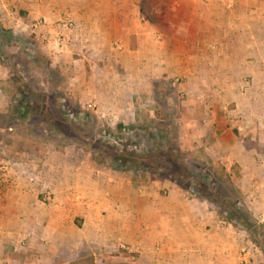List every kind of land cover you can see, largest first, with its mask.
Instances as JSON below:
<instances>
[{
    "label": "crops",
    "instance_id": "1",
    "mask_svg": "<svg viewBox=\"0 0 264 264\" xmlns=\"http://www.w3.org/2000/svg\"><path fill=\"white\" fill-rule=\"evenodd\" d=\"M0 27L39 42L80 105L135 123L151 97L184 93L212 159L256 164L228 125L256 128L263 112L264 0H0ZM9 78L0 63V113ZM0 163V264H103L122 249L138 264H225L237 242L240 264V236L169 181L140 187L79 152Z\"/></svg>",
    "mask_w": 264,
    "mask_h": 264
},
{
    "label": "rangeland",
    "instance_id": "2",
    "mask_svg": "<svg viewBox=\"0 0 264 264\" xmlns=\"http://www.w3.org/2000/svg\"><path fill=\"white\" fill-rule=\"evenodd\" d=\"M15 38L18 37L0 27V63L8 70L11 68L13 77H19L20 80L17 94L13 93L9 84L3 85L10 111L0 113V156L10 158L16 153H37L42 149L63 151L70 155L79 152L99 170L127 175L140 187L153 184L160 186L169 181L188 199H194L198 194L209 199L211 193L204 188L207 184L199 181L208 176L212 182L210 184L221 189L218 198L223 206L231 208L228 200L232 201L242 214L240 221H247L245 227L239 218L230 223L220 217L210 203H204L226 227L236 232L232 235H236L237 241L240 236L239 263L264 264V107L263 112L255 118L258 124L256 128L241 127L237 131L232 124L228 125L232 133L242 138L248 150H253L256 164L247 161L241 167L235 161L225 158L215 161L211 158L213 154L210 150L214 144L209 136L203 137L205 144L190 137L195 128L186 125L189 115L186 113V105L181 104L186 101L184 93H180L177 99L151 97L148 107L143 106V110L137 112L135 123L125 121L124 124L118 113H101L99 107L80 105L68 90L69 83L60 70L49 69L41 44H28L16 41ZM23 85L36 92L42 90L58 101V110H52L50 114L54 125H49L42 116L29 109L22 111L17 108L18 102L25 96L19 93L24 91ZM260 100L256 103L264 105V98ZM136 101L139 103L140 99L136 98ZM142 101L145 103V100ZM75 106L87 113L89 119L75 118ZM59 108H62L63 114ZM232 109L234 106H230L229 110ZM234 116H237L233 117L237 120L239 115ZM246 118L254 120L249 113H246ZM119 125L125 129H119ZM139 138L144 141L138 142ZM138 150L152 156L151 159L163 158L168 169L160 163L151 167L145 164L137 166L129 155ZM157 153L165 157L157 156ZM224 169L231 175L230 180L221 174ZM180 171L186 176L185 182L174 180V175ZM256 173L258 180L253 182L251 175ZM220 176L223 180L218 181ZM165 190L161 189L160 192L164 194ZM231 214L223 211L224 217L229 218ZM233 248L236 249V257L233 260L227 258L225 264H238V242ZM245 255L247 263L244 261ZM103 264H138V255L122 249L114 253L113 259L103 261Z\"/></svg>",
    "mask_w": 264,
    "mask_h": 264
},
{
    "label": "trees",
    "instance_id": "3",
    "mask_svg": "<svg viewBox=\"0 0 264 264\" xmlns=\"http://www.w3.org/2000/svg\"><path fill=\"white\" fill-rule=\"evenodd\" d=\"M15 39H16V41H20V40L24 41L25 40V42H27L28 44L34 42L32 38H29V39L15 38ZM44 58L48 62L49 69L50 70H56V69H52L50 67L49 60H48V58L45 55H44ZM9 72H10V78H9L8 84L13 88V90H12L13 93L17 94V86L20 83L19 77H15V76L13 77V73L14 72H13V70L11 68H9ZM27 87L28 86L23 85L24 91L19 92L22 95L25 94V96H24L23 99H21L18 102L17 108L21 109L22 111H24L25 109H29L32 113L35 112L36 114H39L40 116H42L43 119L49 125L53 124L54 123V119H53V117L50 114H51L52 110H54V111L58 110V107L60 105L58 103V101L55 100V99H52L50 95L46 94L42 90L36 92V91H34L32 89L30 90L29 89L30 87H28V88ZM74 109H75V118L82 117L83 119H85V118L89 119V115L87 113H85V112H81L80 109H79V106H75ZM59 110H60V113H61L62 112V108L61 109L59 108ZM9 111H10V108H9ZM69 111H67V112H69ZM63 112H62V114H63ZM67 112H65V113H67ZM118 128L122 129V128H124V126L119 125ZM140 141L142 142V141H144V139L139 138L138 142H140ZM157 156L162 157L163 155H162V153H157ZM129 157L133 158L132 161H134V163L137 166H140L141 164L142 165L145 164L146 166L151 167V166H156L157 164L160 163V164H162L165 167L166 170L168 169L165 166L166 164H164L163 158L151 159L152 156L150 157L148 154H146L144 152L141 153L140 150L134 151L132 154L129 155ZM163 157H165V155ZM221 174H223V176L225 175V177L228 180H230L231 175L228 174L226 169H224L223 173H221ZM174 177H175L174 180H179V181H183V182L186 181V179H185L186 176L181 171H180V173L175 174ZM220 180H223L222 176L218 177V181H220ZM199 181H201L204 184H207V186L204 187V188H206L207 192L211 193V194H209V196L210 195L211 196L209 197V199H210L209 200V199H207V197H204L202 194H198V197H196V196L194 197L195 200H198V201H200L202 203H206V204L210 203L213 207L216 208V211H218L219 216L225 218L230 223L234 222L235 219L238 220V218H239V222L244 225L243 227H245V225H247V221L246 220L243 219L244 220L243 222L240 221L242 214H241V212H238V208H236V204H233L232 201L230 202V200H228V203H230L232 207L229 208L228 206H223L222 202H220V200L218 198L219 195L221 196V189H219V187H216V185H214V184H210L212 182H211V180H210V178L208 176H205V177L199 179ZM208 184H209V186H208ZM211 197H212V199H211ZM225 197H224L225 199H228L227 196H225ZM223 211L225 213L226 212H232L231 217H229V218L228 217H224L223 216ZM247 214H249V213H247ZM260 226H262V225L260 224Z\"/></svg>",
    "mask_w": 264,
    "mask_h": 264
},
{
    "label": "built area",
    "instance_id": "4",
    "mask_svg": "<svg viewBox=\"0 0 264 264\" xmlns=\"http://www.w3.org/2000/svg\"><path fill=\"white\" fill-rule=\"evenodd\" d=\"M88 107L91 108V107H93V106H92V105H89Z\"/></svg>",
    "mask_w": 264,
    "mask_h": 264
}]
</instances>
